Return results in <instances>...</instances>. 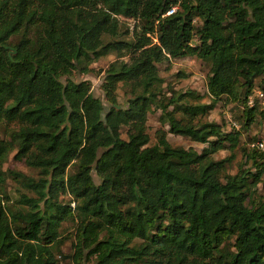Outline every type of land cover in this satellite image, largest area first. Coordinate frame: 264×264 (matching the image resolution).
Listing matches in <instances>:
<instances>
[{
	"label": "trees",
	"instance_id": "1",
	"mask_svg": "<svg viewBox=\"0 0 264 264\" xmlns=\"http://www.w3.org/2000/svg\"><path fill=\"white\" fill-rule=\"evenodd\" d=\"M118 17L141 22L129 40ZM108 54L104 111L69 75ZM182 56L207 65L208 104L189 89L162 94L156 63ZM254 79L264 96V0H0V125L16 127L0 138V184L13 149L39 169L6 172L33 196L0 192V264H56L66 219L72 264H264L263 157L242 148L248 167L227 173L239 131L201 120L221 96L242 106L243 128L264 120V100L247 105ZM151 107L167 129L148 145ZM166 133L204 147H173Z\"/></svg>",
	"mask_w": 264,
	"mask_h": 264
},
{
	"label": "rangeland",
	"instance_id": "2",
	"mask_svg": "<svg viewBox=\"0 0 264 264\" xmlns=\"http://www.w3.org/2000/svg\"><path fill=\"white\" fill-rule=\"evenodd\" d=\"M119 20L123 21V26L120 27V35L118 39L129 40L132 36L134 30H138L141 26V22L131 20L129 18L118 17ZM198 20L194 19V24L198 25ZM126 30L127 33L123 34ZM196 37L194 36V39ZM114 54H108L100 57L99 59L91 62L88 65L89 70L85 73H81L78 69L72 70L69 78L78 82L81 80H86L90 84V91L93 96L97 97L102 105L104 111L109 107L108 102L105 100L101 83L103 80V71L107 65L115 60ZM124 61L127 60L126 56L119 58ZM157 71L159 77L162 79L161 82V92L162 94H169V89L173 91H184L193 90L200 98L197 99L200 103L208 104L210 101L209 96L206 94L205 82L207 76V65L200 59L192 56H182L176 58H169L160 63H156ZM65 76L61 77L63 81ZM116 99L118 104H122L125 98V88L121 83H118L115 90ZM247 101L250 100L253 104L254 101L257 102L258 108L263 105L264 96L260 90L257 79H254L253 88L250 94L247 96ZM169 109V108H168ZM159 109L151 107L146 116V133L149 136L148 145H152L155 142L154 131L163 127L164 130L167 129V125L164 123L160 124L159 121ZM242 106L236 102H226L224 98L219 97L213 106L207 111V113L201 117L202 121H211L221 124L222 129L225 131L238 130V143L233 150V157L231 161L226 165V172L229 174H234L239 168H247L248 163L244 162V157L242 153V148L252 149L251 144L257 137H261L264 134V120L255 114L253 122L247 127H242ZM16 129L14 124L0 125V138L7 139L10 130ZM125 128H121V136L124 135ZM166 140L168 143L175 147H182L184 149L191 148L196 152H199L204 144L193 142L186 137L174 135L171 133H166ZM15 149L11 150L6 160L2 163L1 169L5 172L4 182L0 184V192L2 195L6 196L10 202H14L20 193H25L28 196H33L30 191L25 190L18 179L13 178L6 172L12 170L14 172L20 173L24 176H28L36 179L38 177L39 169L27 164L25 158L14 159L13 154ZM229 153L226 149L218 150L211 155V158L221 159L227 156ZM70 171L72 168L69 167ZM68 169V170H69ZM92 178L97 182V178L92 173ZM264 190V172L261 175V181L257 184V192L262 194ZM62 201L69 200L68 195H60L59 197ZM70 206L73 203L70 202ZM73 230L74 223L71 219H66L60 224L58 242L53 248L54 257L56 259V264H72L68 256L72 253L73 246ZM82 264H95L93 258L88 261H83Z\"/></svg>",
	"mask_w": 264,
	"mask_h": 264
},
{
	"label": "built area",
	"instance_id": "3",
	"mask_svg": "<svg viewBox=\"0 0 264 264\" xmlns=\"http://www.w3.org/2000/svg\"><path fill=\"white\" fill-rule=\"evenodd\" d=\"M175 10V7H171L165 12V15L171 14ZM247 105H252L251 101H247ZM252 148H255L263 157L264 160V134L261 137H257L251 144Z\"/></svg>",
	"mask_w": 264,
	"mask_h": 264
}]
</instances>
